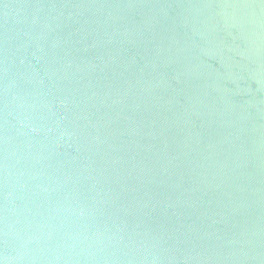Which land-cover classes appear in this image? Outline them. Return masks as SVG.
Instances as JSON below:
<instances>
[{
  "label": "water",
  "instance_id": "obj_1",
  "mask_svg": "<svg viewBox=\"0 0 264 264\" xmlns=\"http://www.w3.org/2000/svg\"><path fill=\"white\" fill-rule=\"evenodd\" d=\"M0 264H264V0H0Z\"/></svg>",
  "mask_w": 264,
  "mask_h": 264
}]
</instances>
